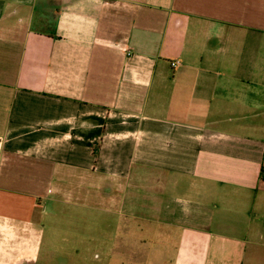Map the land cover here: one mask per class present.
I'll return each instance as SVG.
<instances>
[{
  "label": "crops",
  "instance_id": "obj_1",
  "mask_svg": "<svg viewBox=\"0 0 264 264\" xmlns=\"http://www.w3.org/2000/svg\"><path fill=\"white\" fill-rule=\"evenodd\" d=\"M75 187L179 264L264 249V0H0V247Z\"/></svg>",
  "mask_w": 264,
  "mask_h": 264
},
{
  "label": "rangeland",
  "instance_id": "obj_2",
  "mask_svg": "<svg viewBox=\"0 0 264 264\" xmlns=\"http://www.w3.org/2000/svg\"><path fill=\"white\" fill-rule=\"evenodd\" d=\"M77 186V185H76ZM99 204L75 187L68 195L51 194L41 202L31 225H21V245L16 252L8 249L16 238L0 234L9 245L0 247V259H13L32 251L34 264H179L181 251L188 247L167 245L162 230H149L143 220L130 221L120 228V216L113 199ZM101 202V200H100ZM216 231V230H215ZM211 232V231H209ZM211 234H214L212 229ZM172 238V237H171ZM214 238V237H213ZM222 241L214 238L213 242ZM173 242V240H169ZM217 246V245H215ZM212 247V251L215 249ZM200 247V246H199ZM219 247V246H218ZM204 249V247H201ZM249 247L238 241L227 245L214 264H264V249L251 256ZM27 252V253H26ZM207 264H213L209 260Z\"/></svg>",
  "mask_w": 264,
  "mask_h": 264
},
{
  "label": "built area",
  "instance_id": "obj_3",
  "mask_svg": "<svg viewBox=\"0 0 264 264\" xmlns=\"http://www.w3.org/2000/svg\"><path fill=\"white\" fill-rule=\"evenodd\" d=\"M176 64L175 63H172L171 66L174 67Z\"/></svg>",
  "mask_w": 264,
  "mask_h": 264
}]
</instances>
